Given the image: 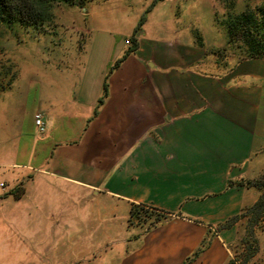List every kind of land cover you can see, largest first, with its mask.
I'll return each mask as SVG.
<instances>
[{
  "label": "crops",
  "instance_id": "crops-1",
  "mask_svg": "<svg viewBox=\"0 0 264 264\" xmlns=\"http://www.w3.org/2000/svg\"><path fill=\"white\" fill-rule=\"evenodd\" d=\"M166 1L119 65L136 22L89 34L76 69L0 108V264L228 263L239 222H226L264 173V61L208 73ZM138 204L169 217L144 230Z\"/></svg>",
  "mask_w": 264,
  "mask_h": 264
},
{
  "label": "rangeland",
  "instance_id": "rangeland-1",
  "mask_svg": "<svg viewBox=\"0 0 264 264\" xmlns=\"http://www.w3.org/2000/svg\"><path fill=\"white\" fill-rule=\"evenodd\" d=\"M142 1L143 11L140 9L143 7ZM162 1L91 0L84 7L55 3L51 18L39 24L0 23V108H7L13 96L23 92L27 85L53 82L56 69L65 70L73 63V69H76L74 60L83 50L89 34L93 39L99 37L100 33L118 38L132 31L136 22L129 40L130 46L136 47L147 14ZM166 2L165 9L172 12L180 27L187 28L192 44L206 50L208 73L227 74L244 61L262 59L247 56L244 45L238 39L229 41L228 37V22L243 11L256 10L260 0ZM143 14L145 20L139 25ZM56 77L59 78V75ZM262 82L264 86V80ZM260 182L263 186L261 189L254 186L259 191L258 199L264 192V173L260 176ZM250 206L236 215L239 233L230 248L227 264H264V207L252 212L249 211ZM148 214L146 217L141 211L142 220L135 219L133 224L147 230L156 223L157 216L151 210H148ZM229 222H232L231 219L226 224ZM222 225L215 226V230L221 229Z\"/></svg>",
  "mask_w": 264,
  "mask_h": 264
},
{
  "label": "trees",
  "instance_id": "trees-1",
  "mask_svg": "<svg viewBox=\"0 0 264 264\" xmlns=\"http://www.w3.org/2000/svg\"><path fill=\"white\" fill-rule=\"evenodd\" d=\"M89 1L91 0H0V23L18 22L20 24L28 25L39 24L51 18L52 8L55 3H64L68 5L84 7ZM145 14L142 15L139 25L143 24L146 17ZM228 34L229 41H232V39H238L244 45L247 51V56L264 59V0H260L256 10L246 12L243 11L242 13L235 16V18H233L231 21H229ZM136 47L130 46L125 52L124 56L116 63V65H119L126 55L129 52L134 51ZM249 184L257 186L259 189L263 187L259 178L254 181H249ZM20 194L21 192H19V195ZM263 207L264 192L262 196L250 206L249 211L253 212L255 210H260ZM148 210L157 213L155 219L156 223L152 224L150 227H148V229L154 227L157 222H160L163 218L167 219L169 217V214L164 212V210L148 208L145 207V205L138 204L132 206L131 218L129 222L133 223L135 219L142 220L143 215H141V211L144 212L146 217H148ZM236 217L237 216L232 217L231 221H234ZM226 225H228V223ZM206 242L207 241L202 242V245H200L199 248L194 252L193 257L197 256L205 248Z\"/></svg>",
  "mask_w": 264,
  "mask_h": 264
},
{
  "label": "built area",
  "instance_id": "built-area-1",
  "mask_svg": "<svg viewBox=\"0 0 264 264\" xmlns=\"http://www.w3.org/2000/svg\"><path fill=\"white\" fill-rule=\"evenodd\" d=\"M35 123H36L35 126L37 127V129L40 133H44L46 131V125L47 124H46L44 117L41 113H37L35 115ZM0 187L5 189V187H6L5 183L1 182Z\"/></svg>",
  "mask_w": 264,
  "mask_h": 264
}]
</instances>
